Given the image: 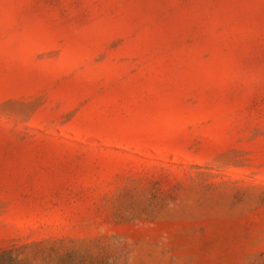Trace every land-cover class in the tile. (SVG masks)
Instances as JSON below:
<instances>
[{"label": "rangeland", "instance_id": "rangeland-1", "mask_svg": "<svg viewBox=\"0 0 264 264\" xmlns=\"http://www.w3.org/2000/svg\"><path fill=\"white\" fill-rule=\"evenodd\" d=\"M0 264H264V0H0Z\"/></svg>", "mask_w": 264, "mask_h": 264}]
</instances>
